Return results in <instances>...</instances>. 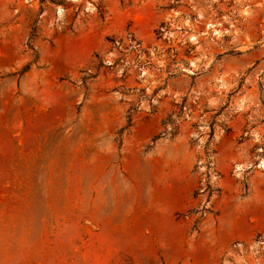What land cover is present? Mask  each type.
Segmentation results:
<instances>
[{
	"label": "rangeland",
	"instance_id": "obj_1",
	"mask_svg": "<svg viewBox=\"0 0 264 264\" xmlns=\"http://www.w3.org/2000/svg\"><path fill=\"white\" fill-rule=\"evenodd\" d=\"M0 264H264V0H0Z\"/></svg>",
	"mask_w": 264,
	"mask_h": 264
}]
</instances>
